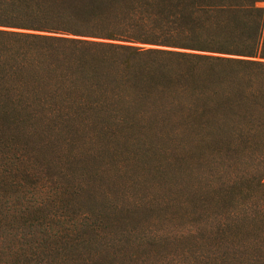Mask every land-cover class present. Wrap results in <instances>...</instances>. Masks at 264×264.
<instances>
[{"label":"trees","instance_id":"16d2710c","mask_svg":"<svg viewBox=\"0 0 264 264\" xmlns=\"http://www.w3.org/2000/svg\"><path fill=\"white\" fill-rule=\"evenodd\" d=\"M65 1L0 13L33 30L0 28V121L150 122L190 140L187 187L175 152L178 264L185 246L187 264H264V0ZM120 3L130 24L103 23Z\"/></svg>","mask_w":264,"mask_h":264},{"label":"rangeland","instance_id":"374dc122","mask_svg":"<svg viewBox=\"0 0 264 264\" xmlns=\"http://www.w3.org/2000/svg\"><path fill=\"white\" fill-rule=\"evenodd\" d=\"M66 3L0 0V13L54 11ZM122 4L99 14L102 22L128 26L132 11ZM157 127L0 121V264H178L175 152L181 144L187 187L192 142ZM181 259L190 260L186 246Z\"/></svg>","mask_w":264,"mask_h":264}]
</instances>
